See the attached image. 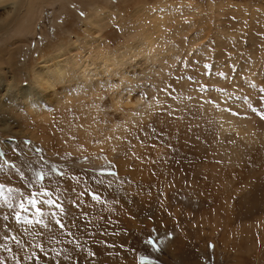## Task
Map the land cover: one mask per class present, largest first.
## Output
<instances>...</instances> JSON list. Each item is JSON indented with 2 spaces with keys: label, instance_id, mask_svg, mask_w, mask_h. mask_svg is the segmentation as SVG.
Segmentation results:
<instances>
[{
  "label": "rangeland",
  "instance_id": "rangeland-1",
  "mask_svg": "<svg viewBox=\"0 0 264 264\" xmlns=\"http://www.w3.org/2000/svg\"><path fill=\"white\" fill-rule=\"evenodd\" d=\"M0 264H264V0H1Z\"/></svg>",
  "mask_w": 264,
  "mask_h": 264
},
{
  "label": "bare ground",
  "instance_id": "bare-ground-1",
  "mask_svg": "<svg viewBox=\"0 0 264 264\" xmlns=\"http://www.w3.org/2000/svg\"><path fill=\"white\" fill-rule=\"evenodd\" d=\"M7 1H11V0H7ZM0 2H1V0H0ZM35 2H33V1H31L30 2V7H29V10H33V8L34 7H32V5L34 4ZM94 23V22H93ZM129 48V47H128ZM123 49V48H122ZM119 51H120V49H119ZM60 53V52H59ZM57 54L56 55V57L55 58H53V62L50 64V65H45L43 68H42V70H40V72H39V78L41 77V79L43 80H39V78H38V80H39V82H40V85L42 86V87H44V88H50V86L51 87H53V85H55V84H57V83H61L62 81H67L69 84H72L71 82H73V83H75L74 84V88L72 89V90H78V89H80L82 86H83V83H86L87 81L89 82V74H90V71L87 69V67H86V65H84V64H79L77 61H76V59H72V61L70 62L71 63V65H70V67L67 65V61L66 60H64L63 58V60L62 59H60V57L62 56L61 54ZM62 53V52H61ZM115 53H117V52H115ZM123 54L124 53H120V55H117L115 58H113L112 60H117V59H120L119 57L120 56H122L123 57ZM65 58V57H64ZM69 58V57H68ZM72 58V57H71ZM74 58V57H73ZM70 60V59H69ZM111 61V60H110ZM119 61V60H118ZM112 62H114V61H112ZM69 63V64H70ZM117 64V63H116ZM76 69V70H75ZM91 69V68H90ZM70 70H75V71H72V73L70 72ZM79 71H81L80 73H79ZM67 83V84H68ZM68 87V86H67ZM67 87H63V88H65L64 90H61L59 93H55L56 92V89L55 90H53V88H52V90H53V93H55L56 94V96H57V98H60L62 101L63 100H66V102L67 103H70L71 102V100L73 99V98H70L71 96H73V97H75L76 95L74 94V93H76V92H74V91H72L71 93H69L70 92V90H71V88H70V90H69V88H67ZM62 88V87H61ZM58 92V91H57ZM54 95V94H53ZM55 97V96H54ZM77 97V96H76ZM70 99V100H69ZM68 101H70V102H68ZM43 103L41 102V101H39L37 104H35V105H33V106H31L30 108H31V113H33V116H35V118L37 119L38 118V120L40 121V122H43V121H49V118H48V116L46 115V113L43 111L45 108V105H44V107H43V105H42ZM80 105H81V107H83L82 106V104L80 103ZM203 106H205L204 104H203ZM80 107V106H79ZM80 107V108H81ZM209 107V106H208ZM203 108V107H202ZM201 108V109H202ZM82 109V111L78 114V116H79V120L77 121L76 120V122H75V124L73 125V127H72V129H74L75 127L78 129V130H80V131H82L83 133H92V131L94 130V124L92 123V121H91V118H90V116H88L91 112H90V109H87V108H85V106H84V108H81ZM201 109H199V111L201 110ZM204 110H205V112H204V115H207L206 117H208V119H209V121H210V116H212L213 117V114H212V111L211 110H209L208 108H203ZM202 109V110H203ZM48 110V109H47ZM175 110V109H174ZM195 110V109H194ZM203 110V111H204ZM198 111V110H197ZM198 113L199 112H197L196 114L198 115ZM200 113H201V111H200ZM199 113V114H200ZM49 115V114H48ZM51 115V114H50ZM202 115V114H201ZM218 116H222L223 114H217ZM70 116V115H69ZM199 116V115H198ZM217 116V117H218ZM205 117V118H206ZM204 118V117H203ZM72 119V118H71ZM86 119V120H85ZM196 120V119H195ZM219 120H223V118H220ZM65 121V120H64ZM196 121H198V120H196ZM224 121V120H223ZM206 122V121H205ZM217 122H219L218 120H217ZM225 122V121H224ZM74 123V122H73ZM203 123V122H202ZM222 123V122H221ZM45 124V123H44ZM68 124V123H67ZM211 124H212V122H211ZM211 124H210V126L209 127H211ZM227 124L228 123H223V124H220L221 126H220V130L222 131V130H227L230 126H227ZM72 126V125H71ZM70 126V127H71ZM218 126V125H217ZM68 127V126H67ZM69 127V128H70ZM65 129H67V128H65ZM71 129V128H70ZM205 128H203L202 130H204ZM218 129V128H217ZM230 130V129H229ZM63 132V131H62ZM61 132V133H62ZM65 132V131H64ZM225 132V131H224ZM224 132H222V135L221 136H223V133ZM81 133V132H80ZM63 135H64V133H63ZM218 135V134H217ZM66 136V135H65ZM120 136V134L116 137V138H118ZM242 136H243V133H242ZM224 137V136H223ZM65 138V137H64ZM220 138V137H219ZM67 139V138H66ZM220 139H223V138H220ZM225 139V138H224ZM65 140V139H64ZM187 140V139H186ZM69 140H66L65 142L66 143H69L68 142ZM110 140L109 139H105V141H104V143H108ZM223 141V140H222ZM225 141V140H224ZM228 140H226V142H227ZM88 142V141H87ZM184 144V143H183ZM203 144V143H202ZM7 145V144H6ZM9 145V144H8ZM134 172V171H133ZM175 177V176H174ZM183 179V178H182ZM20 238V237H19Z\"/></svg>",
  "mask_w": 264,
  "mask_h": 264
},
{
  "label": "snow or ice",
  "instance_id": "snow-or-ice-1",
  "mask_svg": "<svg viewBox=\"0 0 264 264\" xmlns=\"http://www.w3.org/2000/svg\"><path fill=\"white\" fill-rule=\"evenodd\" d=\"M35 195H39V193H37V194H35ZM29 202H30V203H35L34 200H30ZM47 203L50 205V204L54 203V201L49 200V201H47ZM21 207H23V205H21ZM57 207L60 208V211H61V212L64 211V209H63L60 205H57ZM53 215H55V213H53ZM56 223L59 224L60 222H59V221H56ZM145 243H151V240L145 241Z\"/></svg>",
  "mask_w": 264,
  "mask_h": 264
}]
</instances>
